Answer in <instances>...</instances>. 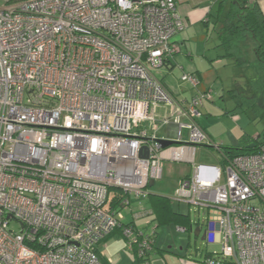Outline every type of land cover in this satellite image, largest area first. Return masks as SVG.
Instances as JSON below:
<instances>
[{
  "label": "built area",
  "instance_id": "built-area-1",
  "mask_svg": "<svg viewBox=\"0 0 264 264\" xmlns=\"http://www.w3.org/2000/svg\"><path fill=\"white\" fill-rule=\"evenodd\" d=\"M183 27L175 0H0V264H102L96 247L116 229L150 264L155 227L135 220L151 209L122 210L147 198L165 160L192 165L171 199L221 245L201 264H264V142L221 152L198 122L211 94L196 74L180 75L193 90L184 102L155 75ZM158 104L179 114L158 120ZM159 123L175 124V144L161 145ZM196 146L222 158L196 163ZM111 188L123 195L114 206Z\"/></svg>",
  "mask_w": 264,
  "mask_h": 264
},
{
  "label": "crops",
  "instance_id": "crops-1",
  "mask_svg": "<svg viewBox=\"0 0 264 264\" xmlns=\"http://www.w3.org/2000/svg\"><path fill=\"white\" fill-rule=\"evenodd\" d=\"M175 2L177 12L184 26L173 38L180 48L171 59L166 60L162 66L154 71L155 75L176 100L184 102L190 98L193 90L186 82L180 80V75L183 72L196 74L199 80L197 89L211 94L210 99L203 100L201 106L202 114L198 119L199 124L207 132L212 141L220 146V150L222 147H235L239 144H225L222 137L218 139L220 136L214 130H240L237 124L244 129L250 130L248 128L251 125L249 117L245 112L241 113L239 105H236V102L239 100L240 90L236 89V95L230 91L235 86L240 87L243 85V73H247L250 76L253 74V71L245 67L242 69V72L239 71V75H235L236 70L232 62L217 57L221 51L214 49V45L210 46L209 40L212 38V34H214L213 38L216 39L215 33L212 31L211 19L213 18L212 15L216 14L218 0H175ZM254 3L258 4L264 14V0H254ZM226 69L228 72H225ZM178 114L179 109L176 105L172 107L165 104H158L154 112L158 120L163 117H175ZM143 127L148 130L149 124L145 123ZM174 129L175 124L173 123H159L157 135L161 139L175 140ZM155 182L149 184V194L163 195L159 191L152 190ZM170 195L165 196L170 199ZM144 204L147 208H150L147 198L144 199ZM147 217L149 220H144L143 216L135 220V224L141 227L143 231L150 225L156 226L152 220L153 215H146ZM127 220H130V217ZM170 223H164L155 228L154 247L149 254L150 264H201V261L183 254V246L179 244L181 239L173 240L171 243H164L163 237H157V231L162 226ZM172 223L177 226L178 230H186L179 227L190 225V218L184 217L181 221L177 218ZM123 238L120 230L116 229L97 245L98 256L104 264L137 263L135 254L125 247ZM165 253H169V256L165 257ZM154 254L156 256H153Z\"/></svg>",
  "mask_w": 264,
  "mask_h": 264
},
{
  "label": "trees",
  "instance_id": "trees-1",
  "mask_svg": "<svg viewBox=\"0 0 264 264\" xmlns=\"http://www.w3.org/2000/svg\"><path fill=\"white\" fill-rule=\"evenodd\" d=\"M212 31L216 36V46L220 49V57L230 60L235 67V75L243 68L253 71L252 75L243 73L244 83L230 92L236 95L240 90L236 105L246 106L252 111L253 119H264V14L254 0H218L216 14L212 15ZM239 75V74H238ZM251 117V116H250ZM249 117V118H250ZM263 136L258 134L254 143L244 144L246 136H242L241 144L235 147H222L221 152L229 156L257 152L264 142ZM111 206L118 204L123 195L117 189H110ZM148 204L156 226L169 223L177 218L181 221L188 215L174 210L172 201L165 195L150 193L147 195ZM156 231L154 229V238ZM154 245V244H153ZM154 247V246H153ZM102 264H104L101 261Z\"/></svg>",
  "mask_w": 264,
  "mask_h": 264
},
{
  "label": "rangeland",
  "instance_id": "rangeland-1",
  "mask_svg": "<svg viewBox=\"0 0 264 264\" xmlns=\"http://www.w3.org/2000/svg\"><path fill=\"white\" fill-rule=\"evenodd\" d=\"M215 10V9H214ZM215 13V11H213ZM214 34H212V38L209 40L210 46L212 47L214 45V49L219 50V48L216 46V39L213 38ZM225 72H228L226 69ZM158 78V77H157ZM242 112H245L249 119L252 118V111L251 109L247 108L246 106H238ZM251 121V120H250ZM251 125L248 127L250 130H247L246 128H242L239 124L237 126L240 128V130H214L216 133L223 138V142L225 144L230 145H237L241 144V138L242 136L247 137V141L243 142L244 144H252L254 143V138L258 134L263 136L262 129L264 128V119H253L250 123ZM237 145V146H239ZM196 153H195V162L196 163H209V164H218L220 159L222 158V155H220V152L216 150L213 147H206V146H196ZM192 165L190 163L185 162H179V161H164L163 164V175L162 179L155 182V184L152 186V190H156L163 193V195H170L173 192L174 184L178 181L179 177L187 174L191 170ZM172 195V194H171ZM170 195V196H171ZM173 208L174 210H179L183 214H186L190 218V225L186 227H179L184 228L186 230H178L177 226L174 223H170L168 225L162 226L157 231V237H163L164 243L165 242H172L173 240L181 239V244L183 246L184 252L187 257H191L198 261H203V257L205 255V252L207 251H215L216 253H219L221 249L220 244H212L207 243L204 241V239H201L200 236H197L194 234V229L196 228V225H203L202 221V214L198 213L192 205L188 206L186 204H178L176 202H173ZM146 208L147 206L144 204V199L142 198H135L134 196L130 197V205L127 208H124L122 210L123 215L125 219L130 217L132 211L138 210L139 208ZM144 220H149L148 217L144 216ZM9 227L13 230H19L20 223L15 220L14 218L9 219ZM153 225L147 227L144 231L146 233L152 232ZM167 236V237H166ZM156 237V238H157ZM124 239L125 247H126V239ZM169 240V241H168ZM162 246V245H161ZM166 256H169V253H165ZM153 256H156L155 254ZM174 257V256H173Z\"/></svg>",
  "mask_w": 264,
  "mask_h": 264
},
{
  "label": "water",
  "instance_id": "water-1",
  "mask_svg": "<svg viewBox=\"0 0 264 264\" xmlns=\"http://www.w3.org/2000/svg\"><path fill=\"white\" fill-rule=\"evenodd\" d=\"M161 141V144L162 146H167V145H170V144H173V143H176V141L174 140H159ZM201 228L200 226H197L195 229H194V234L198 235L199 232H200ZM204 235H205V231L203 230V233H202V236H201V239H204Z\"/></svg>",
  "mask_w": 264,
  "mask_h": 264
},
{
  "label": "clouds",
  "instance_id": "clouds-1",
  "mask_svg": "<svg viewBox=\"0 0 264 264\" xmlns=\"http://www.w3.org/2000/svg\"><path fill=\"white\" fill-rule=\"evenodd\" d=\"M159 140H161V139H159ZM162 140H166V139H162ZM172 140H174V139H172ZM174 141H176V140H174ZM161 142V141H160ZM173 144H175V143H173ZM173 144H170V145H173ZM162 145V144H161ZM167 146H169V145H167ZM164 147V146H163ZM166 147V146H165ZM213 148H215V147H213ZM220 148V147H219ZM216 150H218V149H216ZM170 200L171 201H173L172 199H171V196H170ZM173 202H175V201H173ZM197 226H200V225H197Z\"/></svg>",
  "mask_w": 264,
  "mask_h": 264
},
{
  "label": "flooded vegetation",
  "instance_id": "flooded-vegetation-1",
  "mask_svg": "<svg viewBox=\"0 0 264 264\" xmlns=\"http://www.w3.org/2000/svg\"><path fill=\"white\" fill-rule=\"evenodd\" d=\"M200 228H201V230H200V232H199V234L197 236H200L201 237L202 236V233H203V226L201 225Z\"/></svg>",
  "mask_w": 264,
  "mask_h": 264
}]
</instances>
